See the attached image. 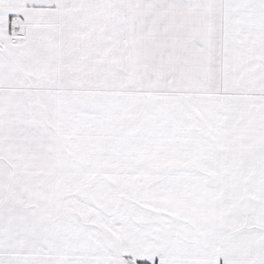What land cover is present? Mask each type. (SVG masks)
<instances>
[{"label":"snow or ice","instance_id":"6c2138e0","mask_svg":"<svg viewBox=\"0 0 264 264\" xmlns=\"http://www.w3.org/2000/svg\"><path fill=\"white\" fill-rule=\"evenodd\" d=\"M0 264H264V0H0Z\"/></svg>","mask_w":264,"mask_h":264}]
</instances>
